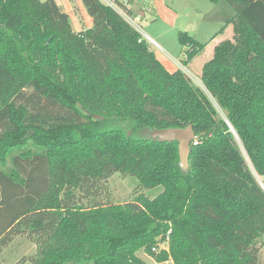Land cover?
I'll use <instances>...</instances> for the list:
<instances>
[{
  "label": "trees",
  "instance_id": "1",
  "mask_svg": "<svg viewBox=\"0 0 264 264\" xmlns=\"http://www.w3.org/2000/svg\"><path fill=\"white\" fill-rule=\"evenodd\" d=\"M80 1L92 27L75 32L54 0H0V251L27 233L29 264H146L139 251L264 264V191L240 149L264 186V0H223L233 38L202 66L205 92L168 72L115 7ZM178 40L184 66L205 48ZM188 126L183 171L178 143L151 132ZM114 174L136 180L133 201H96Z\"/></svg>",
  "mask_w": 264,
  "mask_h": 264
},
{
  "label": "rangeland",
  "instance_id": "2",
  "mask_svg": "<svg viewBox=\"0 0 264 264\" xmlns=\"http://www.w3.org/2000/svg\"><path fill=\"white\" fill-rule=\"evenodd\" d=\"M39 1L45 2L46 0ZM102 1L115 7L119 14L130 21L129 23L139 28L140 34L146 35L153 41H147L148 48L157 60L164 63L168 72H173L175 69L182 71L195 86L205 92L200 79L202 66L212 58L213 49L217 44L215 41L232 40L233 38L231 25H225L235 16V11L229 4L223 0L217 3H211L208 0H139L127 5L124 10L114 5L115 0ZM74 7L72 6L70 13L72 17L80 21L78 9L74 10ZM221 28L223 29L218 34ZM179 33H186L195 41L205 45L204 50L186 66L182 61L186 59L187 47L179 43ZM214 36L216 37L212 39ZM217 111L218 115L223 117L219 109ZM240 149L249 169L257 182L261 184L260 177L253 170L241 145ZM141 191L133 178L114 174L102 184L95 195L98 198L96 201L101 204H122L133 201ZM160 192L161 188L144 191L145 195L150 198ZM138 254L147 264H172L171 260L156 263L142 251ZM35 255L34 242L27 233H20L13 236L10 243L1 249L0 264H29ZM259 257L262 262L264 237L262 245L259 246Z\"/></svg>",
  "mask_w": 264,
  "mask_h": 264
},
{
  "label": "water",
  "instance_id": "3",
  "mask_svg": "<svg viewBox=\"0 0 264 264\" xmlns=\"http://www.w3.org/2000/svg\"><path fill=\"white\" fill-rule=\"evenodd\" d=\"M151 138L157 139L159 142H177L180 167L183 171H187L190 145L194 141V133L190 126L186 128L155 130L151 132ZM260 187L264 191L261 184Z\"/></svg>",
  "mask_w": 264,
  "mask_h": 264
},
{
  "label": "crops",
  "instance_id": "4",
  "mask_svg": "<svg viewBox=\"0 0 264 264\" xmlns=\"http://www.w3.org/2000/svg\"><path fill=\"white\" fill-rule=\"evenodd\" d=\"M54 1L57 4V6L61 9V11L66 13L69 16L71 27H72L73 31L80 32L84 29H89L92 27V19L87 14L86 9L84 8V6L80 0H76L74 3H71L69 0H54ZM72 6H75L78 9V12H79L80 18H81L80 21L78 19L72 17L73 15L70 13ZM215 42L218 44L221 41H219V42L215 41ZM160 63H162V62H160ZM162 65L165 66L164 63H162ZM165 68H167V67L165 66ZM176 70H178V69H175L174 71H176ZM138 256H139V254H138Z\"/></svg>",
  "mask_w": 264,
  "mask_h": 264
},
{
  "label": "built area",
  "instance_id": "5",
  "mask_svg": "<svg viewBox=\"0 0 264 264\" xmlns=\"http://www.w3.org/2000/svg\"><path fill=\"white\" fill-rule=\"evenodd\" d=\"M126 20H127V19H126ZM127 21H129V20H127ZM129 22H130V21H129ZM130 24H131V23H130ZM131 25H132V24H131ZM132 26H133V25H132ZM133 27H134V26H133ZM134 28H135V27H134ZM135 29H136L137 31H140L139 28H135ZM141 35H142V38H143L144 40H146V41H150V42H153V41H152L150 38H148L146 35H143V34H141ZM192 143L195 145V144H196V141L194 140ZM259 184H260V183H259ZM261 185H262V187L264 188L262 182H261ZM168 234H169V232L167 233L166 241H165L164 243L158 245L157 247L153 248V249H152L153 252L158 253V252H160L161 250H167Z\"/></svg>",
  "mask_w": 264,
  "mask_h": 264
},
{
  "label": "bare ground",
  "instance_id": "6",
  "mask_svg": "<svg viewBox=\"0 0 264 264\" xmlns=\"http://www.w3.org/2000/svg\"><path fill=\"white\" fill-rule=\"evenodd\" d=\"M243 149V148H242Z\"/></svg>",
  "mask_w": 264,
  "mask_h": 264
}]
</instances>
